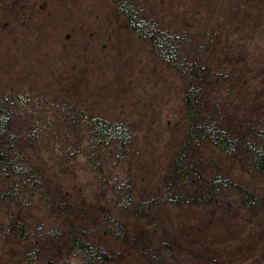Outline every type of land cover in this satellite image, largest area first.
Wrapping results in <instances>:
<instances>
[{"label":"trees","instance_id":"16d2710c","mask_svg":"<svg viewBox=\"0 0 264 264\" xmlns=\"http://www.w3.org/2000/svg\"><path fill=\"white\" fill-rule=\"evenodd\" d=\"M145 77L178 129L135 152ZM259 182L264 0H0V264H238L155 211L259 207Z\"/></svg>","mask_w":264,"mask_h":264},{"label":"rangeland","instance_id":"374dc122","mask_svg":"<svg viewBox=\"0 0 264 264\" xmlns=\"http://www.w3.org/2000/svg\"><path fill=\"white\" fill-rule=\"evenodd\" d=\"M118 57H121V55H118ZM119 61H114L118 62V65H116V69L115 67L111 69V73L113 74L114 71L115 74L113 75L116 77L119 76L121 72L123 73V68L126 69L130 67L133 69V65L130 64L131 61ZM117 69H120L121 72ZM128 75L130 74L125 76ZM137 77L138 76L133 75V78ZM138 80L139 78L136 81ZM148 81V77L144 79L141 78L139 84L136 85L137 95L141 97L136 98V101L139 99L144 106L148 107L149 105L151 110L148 118L151 120L150 124L155 123L153 124L154 127L152 131L148 128V120H137V123L133 124L132 129L135 131L137 137L135 147L132 149L135 152L142 148L144 145L143 138L148 133V138H150V136L152 138V135L157 134L162 136L161 140L164 145L161 147L162 149L165 148L167 144V137L170 136L171 138L172 131L178 129L176 127L178 110L175 105L181 100L179 92H170V96L165 97L169 95V92L164 89L163 92L157 93L156 95L152 94L150 97L144 99L143 91L150 84ZM133 155L136 154L133 153ZM164 161L165 159L162 158L158 167H164ZM133 162L135 161L133 160ZM128 168L130 169V167L126 165L125 170ZM131 171L134 176L136 172L134 170ZM76 173L80 178V182L89 183V181H92L94 178L93 175L91 176L81 168L77 169ZM256 187L257 194L262 199L260 203L262 206L259 207H241L238 203H235L234 199H224V201L220 203L219 209H208L203 211L190 209L187 211V209L184 210L171 206H163L159 211L155 212L157 213V219H159V217H164L165 220L174 223V227L178 228L179 232L185 231L187 234V241L184 239L183 243H188V245H191V247L195 248L199 253L203 254L205 250H200L197 247H203V245H207L206 243H213L220 250L219 253L222 256L223 262H230L233 260L232 262H237L238 264H264L262 260L264 249H262L261 243L264 232V182H259ZM206 231L209 232L206 234ZM184 236L185 233L183 234V237ZM203 258H199L200 263L203 262ZM195 262L197 263V261Z\"/></svg>","mask_w":264,"mask_h":264}]
</instances>
